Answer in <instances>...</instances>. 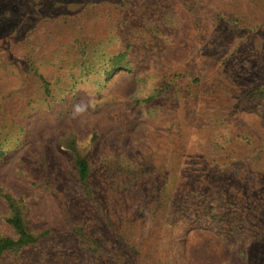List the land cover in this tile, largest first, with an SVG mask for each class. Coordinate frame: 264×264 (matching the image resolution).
<instances>
[{
    "label": "rangeland",
    "instance_id": "obj_1",
    "mask_svg": "<svg viewBox=\"0 0 264 264\" xmlns=\"http://www.w3.org/2000/svg\"><path fill=\"white\" fill-rule=\"evenodd\" d=\"M123 52L133 71L107 79ZM157 91L154 124L133 102ZM72 137L95 202L63 147ZM0 149V192L24 201L31 232L51 231L1 264H206L197 227H163L180 192L163 191L161 166L190 186L264 189V0H0ZM9 214L0 196V239L16 237Z\"/></svg>",
    "mask_w": 264,
    "mask_h": 264
},
{
    "label": "trees",
    "instance_id": "obj_2",
    "mask_svg": "<svg viewBox=\"0 0 264 264\" xmlns=\"http://www.w3.org/2000/svg\"><path fill=\"white\" fill-rule=\"evenodd\" d=\"M128 58V52H123L110 58L104 70L106 78L109 79L117 71L132 72L133 67L130 65ZM33 73L41 82L45 94L50 96L52 93L50 82L38 70H34ZM161 95L162 93L157 91L148 98H138L133 102L146 108L145 114L149 116L151 123L154 124L158 120L154 117L155 114L153 115L154 109H150L148 106L155 104ZM96 139L94 138V141ZM63 147L73 155L75 175L84 191L85 197L95 202L91 187L94 168L90 162L89 155L78 149L73 137L64 142ZM2 153L4 151L0 149V158L3 155ZM169 172L171 173L169 166H161V188L165 192L168 189L167 185H176L180 193H177V196L173 199L175 202L174 206L170 208L168 213L163 214V227L169 229V226L170 228L181 226L184 229H189V232H192L197 227L195 233L197 235L194 236L196 237L197 250L192 253L195 255L194 258L202 262L205 261L206 264H231L232 259L225 258V250L231 245L239 252L240 261L234 260V264H241L242 262L245 264H264V189L248 190L238 196L235 195L236 193L230 192L229 186L222 185V188L216 186L217 189L214 187L212 190L206 189V185L201 183L190 186L189 182L179 179L180 177L171 175ZM162 177L164 178L162 179ZM225 182L226 180L221 181V184H226ZM152 193L153 190L150 191V195ZM232 195L233 198H230ZM0 196L7 203L10 211L6 220L7 224L16 234L15 238L4 237L0 239L1 264L8 254L17 255L28 248L40 246L43 241L50 237L51 231L47 230L38 235L31 232L28 226L27 208L24 201L16 199L4 191L0 192ZM209 230L215 233V236H208L219 242L209 246L207 251V246L198 244ZM74 233L88 245L92 254L99 252L98 246L93 247L97 245L96 242L87 237L84 228L75 229ZM260 243L262 246V257L259 256L258 259L252 258L250 252L256 250ZM165 247L163 245L162 248L167 250ZM162 254L159 248L156 255L160 257Z\"/></svg>",
    "mask_w": 264,
    "mask_h": 264
}]
</instances>
